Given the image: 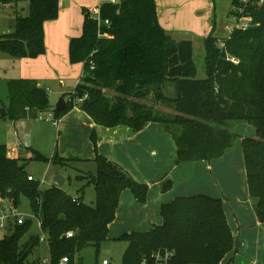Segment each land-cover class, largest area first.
I'll list each match as a JSON object with an SVG mask.
<instances>
[{
  "label": "trees",
  "instance_id": "trees-1",
  "mask_svg": "<svg viewBox=\"0 0 264 264\" xmlns=\"http://www.w3.org/2000/svg\"><path fill=\"white\" fill-rule=\"evenodd\" d=\"M231 1L232 17L242 10L240 14L250 15L253 23L247 29L234 28L224 38L211 34L204 39L203 78L197 76L193 41L175 40L162 27L155 0L105 1L100 21L84 8L83 33L72 38L69 47L70 62L83 63V75L75 92L64 95L70 98L67 108H54L53 113L61 119L74 108V97L87 94L80 107L98 126H127L137 132L149 122L159 123L175 139L176 164L219 158L241 138L250 199L264 222V2ZM26 7L27 15H16L15 30L0 36V52L17 58L46 52L44 24L58 18L59 0H29ZM8 92L9 119L37 116L51 107L47 88L36 79H11ZM160 102L177 114L157 110ZM242 122L254 126V136L243 137L234 130ZM91 141L93 159L65 158L58 152L48 158L33 150L32 160L62 168L73 162L95 163V172L76 175L84 182L77 201L55 184L42 190L38 180L28 178L30 161L10 157L7 145L0 143V196L17 207L26 196L31 213L41 222V234H31L26 241L22 240L33 226L31 218L0 239V264H42L41 259L29 260L42 235L49 246V264H59L64 256L68 264H81L80 259L76 262L78 253L89 246L98 250L110 239V224L125 190L137 202H147L149 184L100 154L95 132ZM91 185L96 197L87 203L85 190ZM172 185V180L166 181L163 191ZM160 213L161 224L118 237L127 242L122 264H141L162 248L175 250L171 264H221L232 250L238 252L222 198L201 193L180 196L163 203Z\"/></svg>",
  "mask_w": 264,
  "mask_h": 264
},
{
  "label": "crops",
  "instance_id": "crops-1",
  "mask_svg": "<svg viewBox=\"0 0 264 264\" xmlns=\"http://www.w3.org/2000/svg\"><path fill=\"white\" fill-rule=\"evenodd\" d=\"M105 1L109 0H59L58 18L48 20L44 24L46 52L36 58H17L7 53L0 52L1 58H4L8 62H20L21 66L20 74L7 78V89L8 82L11 79L31 78L38 80L39 85L46 87L47 90H49V95L52 92H59L64 95L73 94L83 75L84 64H72L70 62V42L72 38L79 37L83 33V9H93L100 6L101 3ZM155 1L157 4L159 22L162 27L175 40L193 41L194 51L197 46L199 49L203 48L204 39L209 35L212 34L215 37L224 38L228 36L234 28L233 17L232 14H230L232 10L231 0L229 3L221 1L222 7L229 4V8H227L226 12L227 17L221 18L220 20L218 19L220 14L219 5L213 0ZM16 72L19 73L18 70ZM67 82H69L70 86L64 88ZM72 87L73 89L71 90ZM64 98L67 102L69 97ZM150 103L152 102L150 101ZM8 104L9 101L7 98V100L1 103L0 110L1 108H5L7 111ZM53 110L51 106L49 111L53 112ZM174 113L177 114L176 111ZM0 117H2L1 113ZM2 118L10 121L14 125L12 130L14 137L9 138L7 143H2L7 145L8 155L12 158L25 159L23 153L25 152V147L23 146V139L20 137V130L18 127H25L27 123H32L37 120V117L28 114L26 117L19 119H9L7 115ZM74 120L82 123V133L85 131V137L87 139L85 150H81L79 146H75V157L82 159H93L95 157V151L91 141V135L95 132L98 137V151L100 154L121 164L136 180L148 183L150 186L146 203L137 202L130 190H125L121 194L116 218L110 224L111 234H109V237L113 234L121 236L125 232L147 231L150 230L153 225L162 223V216L160 213L158 218L156 216L157 220L155 221H158L157 223H155L154 220H149V228L138 229L131 226L130 228H121L119 230L118 226H116L118 216L120 217L119 212L121 213L124 211L128 214L133 209H141L145 205L149 206L151 200L158 203L157 207L160 211L163 203L169 202L180 196H190L201 193L223 199L227 220L233 230L237 243H239L238 252L235 253V250H232L225 256L221 264H238L239 261L243 260L242 258L245 259L244 262H247V264H264V222H260L255 213L253 202L249 195L247 179L246 186L248 194H239L236 198L238 205H233L237 208L236 214L226 209L225 200L227 197L222 196L214 185L216 183L215 177L212 176L214 167L218 168V172L220 173L219 178L222 179V184L227 185L226 181L230 178L228 171L234 174L233 169L231 167H226L224 164L229 149H226L223 156L214 158L211 161L201 160L176 164L177 146L175 139L173 135L169 131L164 130L159 123L149 122L142 130L137 132L132 131L127 126L104 128L98 126L93 119L81 109L79 104L78 106H74L72 110L59 119L56 126L59 127L64 124L66 128V123H74ZM239 124L240 123L236 124L234 127L237 133L240 132L244 135L252 136L253 133L250 131L247 132V134L244 133V125ZM240 135L243 136L242 134ZM237 141H240L241 144V138H238ZM60 156L65 158L69 157V155ZM218 166H223L224 169ZM29 174L33 175L31 172H29ZM168 180H172L173 185L168 191L164 192V184ZM53 184L52 182V185ZM227 189L229 190L230 188L228 187ZM222 192L227 194L226 190L225 192L222 190ZM155 206L156 203L154 207ZM239 213L240 215L238 216L237 214Z\"/></svg>",
  "mask_w": 264,
  "mask_h": 264
},
{
  "label": "rangeland",
  "instance_id": "rangeland-1",
  "mask_svg": "<svg viewBox=\"0 0 264 264\" xmlns=\"http://www.w3.org/2000/svg\"><path fill=\"white\" fill-rule=\"evenodd\" d=\"M119 0H117L118 2ZM221 1L230 2V0H216L219 5V17L221 18L227 17V8H229V4L227 6L222 7ZM224 9V10H222ZM29 13L28 7H25L24 10L20 11V15H27ZM18 13H14L10 11V13H6L4 11H0V36L5 33H10L15 30L16 24V15ZM204 43V42H203ZM196 45V44H195ZM197 46V45H196ZM8 57V56H2ZM10 57V56H9ZM194 59L197 65V76L199 78L205 77V63H204V44L203 48L199 49L198 46L194 51ZM12 60V59H11ZM20 62L10 61L8 62L4 58L0 56V105L3 101L8 98V89H7V78L10 76H14L16 74H20ZM18 70L19 73L16 71ZM47 85V84H46ZM70 84L67 82L64 85V88L69 87ZM73 87L71 88V90ZM110 96H113L115 93L113 91H108ZM63 93H51L50 94V104L52 109L56 107L59 99L63 97ZM68 97V96H67ZM157 110H160L164 114H175L174 108H169L168 105L163 103L156 104ZM155 105V106H156ZM44 116L47 115L43 114ZM32 123H27L25 127L19 126L20 137L23 139V146L25 147L24 158L29 160L28 172H31L36 179L42 180L45 179V182L41 185V189L45 190L52 185L53 177L57 174H61L65 177L66 181L63 184L62 188L73 196H79L80 189L84 185L83 181H79L76 179V175L78 174H87L88 170H92L95 172V163L88 162H73L72 166L68 168H62L59 164H55L52 162L46 163L44 161L32 160L33 158V150L40 152L45 157L51 158L56 152L59 155H69L71 157H75L74 149L75 146H79L81 150H85L87 139L85 137V131L82 133L83 127L82 123L77 120H74V123L67 124L66 128L63 125L59 127L56 126L53 120H40L36 118ZM243 126L244 133L247 132L253 133L252 136L255 135V128L251 124L248 123H240ZM239 124V125H240ZM70 125V126H67ZM82 127V128H81ZM242 127V126H241ZM14 128L13 123L10 121L0 117V143H7L9 138L14 137L12 130ZM240 133V132H239ZM243 136H251L244 135ZM229 149L228 155L226 156V161L224 160V164L226 167H231L234 171H228L229 179H227L226 184H222V179H220V173L218 172V168L214 167L212 172V176L215 177L216 183L215 188L220 192V194L224 197H227L225 200L226 209L231 212L233 211L236 214V209L233 205H238L236 198L239 194L245 195L248 194L247 186H246V178H245V165H244V155L243 149L240 144V141H234ZM76 151V150H75ZM226 151V150H225ZM225 153V152H224ZM66 154V155H65ZM224 155V154H223ZM222 155V156H223ZM30 156V157H29ZM86 156V155H84ZM89 158V157H84ZM219 168H223V166H218ZM224 169V168H223ZM70 178V179H69ZM54 183V182H53ZM230 188L229 190L227 188ZM222 190L226 193H223ZM229 194V195H228ZM96 192L93 185L89 186L85 190V201L87 203H91L95 200ZM244 199V198H243ZM156 203V206L154 207ZM156 201H150L149 206L145 205L143 208L133 209L130 213L126 214L124 211L119 212L120 217L118 216V220L116 221V226L118 229L121 228H130L131 226L136 227L138 229H146L149 228V220H154L155 223L158 221L156 219L160 216V211L157 207ZM139 209V210H138ZM19 210L23 213L28 214L33 219V226L30 231L27 233L25 238L22 241H26L27 238L31 234H39L40 227L37 222V218L33 216L30 208L29 199L22 195L21 196V205L19 206ZM238 216L240 215L237 214ZM146 216V219H145ZM145 219V221H144ZM144 224V225H143ZM111 234V233H110ZM110 239L103 242L100 245V248L97 250L94 246H89L84 248L80 253L76 256V262L81 260V264H101L104 259H109L112 264H122V256L127 245L126 240H119L118 235H110ZM50 255L49 246L42 242L41 245L36 247L33 251L32 255L29 257L30 261H34L37 259L43 260L44 258H48ZM251 256V255H250ZM243 260L239 261L238 264H247Z\"/></svg>",
  "mask_w": 264,
  "mask_h": 264
},
{
  "label": "built area",
  "instance_id": "built-area-1",
  "mask_svg": "<svg viewBox=\"0 0 264 264\" xmlns=\"http://www.w3.org/2000/svg\"><path fill=\"white\" fill-rule=\"evenodd\" d=\"M28 1L29 0H0V11H4L6 13H10V11L14 13H20V11L25 9ZM109 1H111L112 3H117V0H109ZM263 2L264 0H259L260 4ZM90 12L95 18H97L100 21V6L90 9ZM240 13H242V10H240L239 14H235L233 16L234 28H240V29L249 28L253 23L252 17L250 15L240 14ZM106 23H108V21H106ZM233 61L235 63L238 62V60L235 59ZM87 97H88L87 94L84 97L81 96L74 97L73 101L75 106H78ZM46 113L47 115L44 116L43 114ZM36 117L39 118L40 120L43 119L53 120L55 124H57L59 121V119L55 118L54 113L51 111L40 112L37 114ZM28 178L30 180H38L41 185L45 182V179L42 180L36 179L31 174H29ZM73 200L77 201V197H74ZM0 203H1L0 239H3L6 235L11 234L12 227L14 225L23 224L25 220L30 216L26 213L21 212L19 210V207H17L12 201L2 199L1 196H0ZM37 222L41 229V222L38 218H37ZM67 236L72 237L73 232H68ZM41 242L47 243V238L44 235L41 236ZM174 256H175V250L169 248H162V249H158L157 251H154L149 257H145L142 260L141 264H171ZM41 263L49 264L50 256L48 258H44L43 260H41ZM68 263H69V258L67 256L62 257L59 261V264H68ZM101 264H112V263L109 259H104Z\"/></svg>",
  "mask_w": 264,
  "mask_h": 264
},
{
  "label": "water",
  "instance_id": "water-1",
  "mask_svg": "<svg viewBox=\"0 0 264 264\" xmlns=\"http://www.w3.org/2000/svg\"><path fill=\"white\" fill-rule=\"evenodd\" d=\"M150 101L153 103L154 102V98L151 97ZM67 108V102L65 100L64 97H61L58 101V103L56 104V109L61 111ZM1 116L5 117L7 115V111L5 108H1L0 110ZM53 182L56 186L58 187H62L63 184L65 183V177L61 174H57L53 177Z\"/></svg>",
  "mask_w": 264,
  "mask_h": 264
}]
</instances>
